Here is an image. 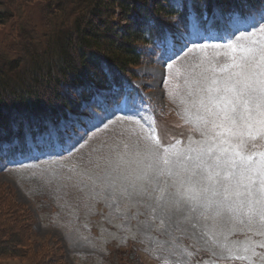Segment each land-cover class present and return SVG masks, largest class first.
I'll list each match as a JSON object with an SVG mask.
<instances>
[{"label": "rangeland", "instance_id": "1", "mask_svg": "<svg viewBox=\"0 0 264 264\" xmlns=\"http://www.w3.org/2000/svg\"><path fill=\"white\" fill-rule=\"evenodd\" d=\"M191 1L147 0L163 18L169 8L184 9L185 3L187 28H177L180 18H167L172 27H167L168 37L154 48L153 59L147 57L132 67L125 74L128 85L115 88V97L111 88L98 92L108 94L105 111L88 95H78L82 88L73 89L69 83L60 88L59 102L50 101L52 83L35 89L45 113L62 108L64 98H79L77 110H68L56 122L78 120L79 131L62 147L0 161V209H9L0 216V233H24L25 252L24 257L0 255V264H117L123 259L114 260L109 251L130 242L137 245L145 264H264V222L258 215L250 220L219 208L215 201L221 197L211 193L191 199L193 193L186 191L189 185L181 182L186 180L182 170L144 154L146 145L159 144V155L164 156L167 149L172 161L177 156H195L190 149L199 148L205 136L203 125L196 121L199 113L190 106L186 70L199 71L195 65L205 58L229 62L232 53L225 46L229 43L237 49L257 46L254 40L264 43L260 31L253 35L243 31L248 15L264 10L261 0L256 10L241 14L235 26L220 23L223 39L205 40V47L194 48L189 25L193 17L201 22ZM44 2H14L16 12L0 24V70L8 60L19 58L23 63L47 47L52 28L47 13L53 6L47 9ZM107 2L100 0L93 9L102 11L96 22L114 19L130 27L123 15L107 17L115 6ZM161 4L167 10L160 9ZM85 78L94 84L92 76ZM243 151L247 155L264 151V139L248 141ZM208 201H213L211 207ZM8 248L9 244H0V250Z\"/></svg>", "mask_w": 264, "mask_h": 264}, {"label": "trees", "instance_id": "2", "mask_svg": "<svg viewBox=\"0 0 264 264\" xmlns=\"http://www.w3.org/2000/svg\"><path fill=\"white\" fill-rule=\"evenodd\" d=\"M20 1L29 3L39 0ZM99 1L45 0L47 9L53 6L47 13L52 26L47 33V47L41 51L35 49V54L30 55L23 63H20L19 58L8 60L9 63L0 70V123L5 124L0 127V143L10 142L14 138L20 142L17 147L9 149L6 155L0 154V161L17 159L19 155L16 153L21 150L28 154L23 147L26 135L38 137L45 132L48 121L58 122V118L65 116L68 110H77L80 103L79 98L75 101L64 98L65 102L60 104L62 108L57 106L55 110L45 113L43 99L35 89L48 87L52 83V89L49 88V95L52 97L51 100L47 99V103L48 100L52 103L59 102V90L67 88V83L73 89L82 88L78 95H88L89 98L94 95L93 91L98 93L101 89L111 88L110 91L114 92L115 88L128 85L125 74L132 67L140 65L147 57L149 60L153 59L154 48L168 37L167 27H172L167 18H180L177 28H187L185 3L184 9L171 7L169 10L166 5L161 4L160 9L167 10L163 18L157 16V11L154 12L149 7L147 0H107V4L115 5L114 13L109 11L107 17L111 19L116 13L123 15L124 20L131 24L130 27H123L114 19L96 22L95 18L100 19L102 11L93 9L97 8ZM259 1L261 0H192L191 8L203 24L201 17L205 12L209 17L217 10L222 13L238 11L243 14L256 10ZM14 2L16 0H0V24L9 21L16 12ZM84 74L85 77L92 76L94 84ZM8 210L0 209V216L5 215ZM23 235L24 233L14 230L0 233V244H9L8 249L0 250V255L24 257V247L21 244ZM109 254L113 255L114 260L118 256L123 259L117 261V264H145L134 242L111 249Z\"/></svg>", "mask_w": 264, "mask_h": 264}, {"label": "snow or ice", "instance_id": "3", "mask_svg": "<svg viewBox=\"0 0 264 264\" xmlns=\"http://www.w3.org/2000/svg\"><path fill=\"white\" fill-rule=\"evenodd\" d=\"M240 17L238 11L222 13L219 10L211 17L207 12L203 13V24L195 22L193 17L188 30L189 41L194 48H201L206 46L202 41L223 39L219 32L220 23L235 26ZM246 23L245 34L253 35L255 31L264 34V10L258 14L250 13ZM224 35L231 40L228 32ZM253 44L257 46L237 49L229 43L225 45L232 53L229 62L205 58L195 65L199 71L186 70L190 106L199 113L196 121L203 125L205 136L199 148L190 149L196 155L177 156L172 161L167 156V149H164V156L159 155V144L146 145L144 154L182 170L186 180L182 178L181 182L189 185L186 191L193 193L191 199L198 200L201 194L211 193L213 197H221L215 201L217 207L241 213L250 220L258 215L264 222V151L253 154L259 156L258 160L243 151L248 141L264 139V43L254 40ZM237 51L239 55H235ZM171 66L168 64L169 68ZM111 94L116 96L115 92ZM92 103L105 111L109 104L108 94L96 93ZM116 107L119 108L118 103ZM78 124V120L72 119L48 123L46 131L38 137L26 135L23 147L28 154L62 147L65 140L76 137ZM151 131L155 132V129ZM19 144L15 138L0 143V154L6 155L9 149ZM25 154L23 150L16 153L19 156ZM148 167L151 169L152 165ZM171 171L169 168L170 174ZM212 203L208 201L207 206L211 207Z\"/></svg>", "mask_w": 264, "mask_h": 264}]
</instances>
